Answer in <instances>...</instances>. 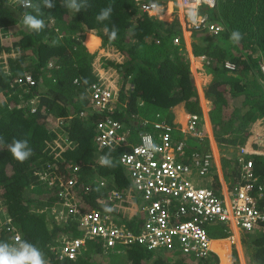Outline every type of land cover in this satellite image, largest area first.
I'll return each instance as SVG.
<instances>
[{
	"label": "trees",
	"instance_id": "16d2710c",
	"mask_svg": "<svg viewBox=\"0 0 264 264\" xmlns=\"http://www.w3.org/2000/svg\"><path fill=\"white\" fill-rule=\"evenodd\" d=\"M51 2L54 7L48 9L43 0H31L29 8L21 6L19 0H0V241L15 242L3 223L10 217L21 240L38 247L46 264H167L168 259L158 257V252L136 245L116 247L115 252H123L121 258L112 259L113 263L90 261L111 251L97 240L88 241L74 259L58 258L60 234L79 230L70 221H58L49 212H40V208L61 202L59 191L68 189L69 180H74L72 190L85 210H103L99 200L107 196V191L98 187L102 177L109 178L118 189H130L126 169L118 161L122 147L99 150L93 140L101 116L89 112L87 87L99 77L93 72L95 54L87 48L94 51L100 45L99 38L102 46L117 49H103L98 55L116 61L102 64L121 77L111 115L129 128L130 143L137 142L142 132L157 135V122L174 124L171 109L181 102L186 113L198 114L202 123L203 109L196 88L201 78L196 73L195 84L192 81L180 21L174 17L166 22L142 12L135 0H78L86 5L79 12L66 8L64 0ZM108 6L113 9L110 17L97 21L100 10ZM201 9L210 21L223 26L218 34L193 30L190 37L192 54L212 60L203 66L212 76L203 93L222 154L224 176L232 188L240 179L236 164L239 147L249 144L252 149L263 148L256 132L264 127V72L260 68L264 63V0H216L214 7ZM26 13L42 19L43 29L29 30L22 23ZM113 27L117 29L114 40L110 39ZM85 30H94L99 38L88 33L86 43ZM233 31L241 34L239 43L230 40ZM227 59L235 64L233 70L224 67ZM193 66L194 71L197 64ZM25 74L31 75L34 85L17 82ZM82 111L85 116L80 115ZM171 136L183 140L185 135L173 130ZM190 137L184 141L187 152L206 149L207 140L200 143L192 137L193 144H188ZM13 139L27 140L32 150L23 163L8 149ZM214 151L217 155V149ZM253 156L255 170L264 175V155ZM101 157H107L110 165H102ZM74 166L78 171H73ZM217 185L216 181L215 191ZM110 211L116 215V222L137 230L134 222L139 217L133 221L116 210ZM207 229L212 237L213 229L217 236H225L223 225H208ZM257 234L251 256L256 264H264V231Z\"/></svg>",
	"mask_w": 264,
	"mask_h": 264
},
{
	"label": "built area",
	"instance_id": "2783aa9c",
	"mask_svg": "<svg viewBox=\"0 0 264 264\" xmlns=\"http://www.w3.org/2000/svg\"><path fill=\"white\" fill-rule=\"evenodd\" d=\"M135 1L140 10L149 15L158 14L162 7L157 0ZM178 2L182 4V16H179V9L176 16L184 31L205 30L207 34L215 35L223 29L220 23L210 21L201 9L203 6L214 7L216 0ZM200 58L207 64L211 63L210 57ZM224 67L233 70L236 66L227 59ZM260 68L264 72V63ZM17 82L29 86L35 84L29 74L19 77ZM87 92L90 98L89 112L101 116L96 122L93 140L99 150L122 147L118 161L126 169L132 188L118 189L114 186L107 191L106 197L99 200L102 211L98 208L85 210L69 190L74 184V180H69L68 189L59 191L61 202L50 208V214L58 221H70L76 225L80 235L72 232L60 234L58 258L74 259L81 254L88 241L97 240L111 251L116 247L136 245L154 252L162 250L172 253L177 250L182 255L193 254L203 261L215 253L211 247L213 240L206 227L208 225H223V234L231 242L236 239L231 227L243 231H264V175L255 170L253 160V155H264V127L262 132H256L262 149H252L249 144L239 147L236 164L240 179L225 198L217 195L212 187L199 186L194 182V176L201 178L210 174L215 159L211 148L190 152L185 148L187 136L200 143L208 138L198 114H188L184 127L157 122L154 124L156 131H159L157 135L142 132L137 142L130 143L129 128L111 115L118 101V89L115 90L99 77L98 81L87 87ZM33 101H30L32 112L35 111ZM80 115L85 116L86 113L82 111ZM173 130L183 133V140L174 139L171 136ZM73 171H78V166H74ZM100 184L104 186L105 182L101 181ZM136 196L139 204L133 200ZM123 208L131 210L126 213L121 210ZM112 209L133 221L139 217V221L134 222L137 230L116 222V215L110 211ZM3 223L13 233L14 241L17 237L21 239L10 217H6ZM211 264L220 263L212 258ZM228 264L244 263L232 259Z\"/></svg>",
	"mask_w": 264,
	"mask_h": 264
},
{
	"label": "crops",
	"instance_id": "0c3cea01",
	"mask_svg": "<svg viewBox=\"0 0 264 264\" xmlns=\"http://www.w3.org/2000/svg\"><path fill=\"white\" fill-rule=\"evenodd\" d=\"M159 1H162V3H159L162 6L160 12L158 13L159 14V19H161L163 21H166V22H170L171 19H172V16L177 11L176 10L177 7L179 9V16L181 15V11H182L181 10V3L178 2V0H159ZM164 2H166L165 5H164ZM166 15H169V19H167V20L162 19V16H166ZM88 31L89 32H86V34H88V33L89 34H93L94 36L99 38L97 35H95L92 32V30H88ZM86 34H85V36H86ZM84 39H85V37H84ZM99 40H100L99 41V43H100L99 47H101V39L99 38ZM184 41H185V47L187 49V56H188V58L190 60V69L192 71L193 79L196 78V73H197L199 75V77L201 78V81H202V83H200L199 87H197L195 85L196 88H197V93H198V96H199V100L201 102L200 104L202 105V98L205 99L204 98V93H203V87H204V84H206L207 82L210 81V78H209L210 74H207L205 71H202V69H204L203 68V66H204L203 63L204 62L200 58V56L197 57V56H194L192 54L190 33L188 34L186 31L184 32ZM83 44H84V42H83ZM99 47H97L95 49V50L98 51V54H99L100 50L107 49V48H109L110 50H117L116 47H114V46H104L102 48H99ZM87 50L90 53H94L95 54V58L93 60V72H95L98 77H101V79H103L105 82H107L115 90H117L118 86H116V78H115V76L117 77V73L115 72V70L110 69V68H106L102 64V59L103 58H105L106 60H109V61H114V60H112L110 58H106V57L100 56V55H98V58H96L97 51H95V50L94 51H90L88 48H87ZM123 61H124V59H123ZM96 62H97V64H96ZM114 62H116V61H114ZM195 63L197 64V67L193 71L192 68H193V65ZM114 74H115V76H114ZM203 81H204V84H203ZM193 83H194V81H193ZM201 85H202V87H201ZM205 104L207 105V100L206 99H205ZM206 105H205V108H207ZM171 112L173 114V119L172 120H173V123L175 124V126L176 127H180V126L184 127L185 122H186L187 117H188L187 116L188 113H186V111L184 109L183 102L178 103L175 106H173L172 109H171ZM202 123H203V127H205V131H206V133L208 135V138L206 139L208 141V145H206L205 147L206 148H211L213 150L214 155H215L214 150L217 149V154H218V155H215V158L218 157V159H214V161H213L211 175L205 176L204 180H205V183L207 184L206 185L207 187H213L214 183L217 181L218 185H217L216 193L219 196H221V197L227 198L229 196L230 189H231V187H230L231 186L230 185L231 181L230 180L227 181L225 179V176H224L225 174H224L223 168L221 166V157H220V155H222V154L220 153L219 148L217 146V142L215 141V138L213 136L211 122L209 120L208 112H206V111H203ZM215 175L217 177V180L213 181V178H215ZM196 178H200V177L194 176V182H196L197 184L200 183L201 180L196 179ZM43 209H45V208L44 207L40 208V210H43ZM213 231L215 232V235L213 237L211 236V238L213 240L211 242V247L215 251V254H216V256L219 259V263L220 264H228V262H230L232 259H234V260H239L241 263L246 264V261H245V258H244V254H243V249H242V246H241V243H240V239H239V232L243 231V230H240L238 228H234L233 229L231 227V231L233 232V234H234V236L236 238L234 242H231V240H229L226 237H221L219 235L217 236L216 231L214 229H213ZM253 231H256V233L258 232V230H253ZM244 232H246V231H244ZM247 232H249V231H247ZM219 237H221V238H219ZM159 253H162V252H158V254H157L158 256H161ZM167 253L168 252H166L164 254H167ZM167 255H171V254H167ZM180 257H181V255H180ZM187 261H190V260H188V258H187Z\"/></svg>",
	"mask_w": 264,
	"mask_h": 264
},
{
	"label": "clouds",
	"instance_id": "9594fccd",
	"mask_svg": "<svg viewBox=\"0 0 264 264\" xmlns=\"http://www.w3.org/2000/svg\"><path fill=\"white\" fill-rule=\"evenodd\" d=\"M158 1L159 0H157V2ZM19 3H20V5H22L25 8L32 7L31 0H19ZM158 3H161V2H158ZM43 6L48 8V9H51L54 7L51 0H43ZM64 6L70 10H74L75 12H79L83 7H86V5H82L81 3H79L78 0H64ZM39 10H40V8H39V6H37L36 11L39 12ZM112 11H113V9L111 6H108L106 8L101 9L99 14L96 16L97 21L103 22V21L107 20L110 17ZM153 16H156L159 18V16H157V15H153ZM175 17H177V16H175ZM22 23L29 30H34L36 32H39L44 27V21L42 19H38L36 16H33L31 14H27V13L23 16ZM185 31H187V30H185ZM185 31L183 30V33ZM116 33H117V29L115 27H113L111 32H110V39L114 40L116 38ZM241 39H242V36L238 31H233L230 35V40L234 43H239V41ZM204 63H206V62H204ZM8 149L11 152L13 158L20 163H23L29 156L32 155V150L28 147L27 140L13 139V142L10 145H8ZM237 154H238V152H237ZM100 163L102 165H110V160L107 157H101ZM208 175H211V172ZM101 181L105 182L104 186H101V184H100ZM98 187L101 190L108 191L109 189H112L114 187V185L109 178L102 177L99 180V186ZM69 190H71L73 192L72 185L69 188ZM73 194H74V192H73ZM75 197L78 199V196L75 195ZM51 207L40 210V212H49L50 213ZM53 219H54V217H53ZM206 227H208V226H206ZM17 229H18V227H17ZM18 231H19V229H18ZM210 237H211V235H210ZM59 238H60V236H59ZM219 238H221V237H219ZM156 252H159V251H156ZM160 252H162V253H159V254L166 253L162 250ZM167 254H172V253L168 252ZM169 256H171V255H169ZM184 256H186V255L181 254V257H184ZM212 258L216 261H219L218 257L214 253L213 257H210L207 260H203V262L204 263L208 262V260L209 259L212 260ZM199 261H202V260H199ZM0 264H46V262L44 259V254L42 253V251L38 247H36L33 243L28 242L27 240H21L19 237H17L16 241L14 243H8L6 241H0Z\"/></svg>",
	"mask_w": 264,
	"mask_h": 264
},
{
	"label": "rangeland",
	"instance_id": "374dc122",
	"mask_svg": "<svg viewBox=\"0 0 264 264\" xmlns=\"http://www.w3.org/2000/svg\"><path fill=\"white\" fill-rule=\"evenodd\" d=\"M165 3L166 2H164V5H165ZM163 5V4H162ZM177 11L175 12V14L172 16V19L177 15V13H178V7H177V9H176ZM155 15H157V16H159L158 14H155ZM178 17V16H177ZM162 19H165V20H167V19H169V15H166V16H162ZM171 19V20H172ZM86 32H89V31H87V30H85V34H86ZM92 32L95 34V31L94 30H92ZM85 34H84V37H85ZM188 34H189V32H188ZM96 35V34H95ZM87 36H89V35H87ZM84 41V40H83ZM88 42L89 41V39L87 38V39H85V42ZM86 42V43H87ZM89 43V42H88ZM99 47V46H98ZM102 47H104V46H102L101 45V47H99V48H102ZM95 51H97V50H95ZM96 58H98V51H97V55H96ZM124 60H125V58H124ZM102 61H108V60H106L105 58H103L102 59ZM194 67V66H193ZM196 68V67H195ZM194 68V69H195ZM204 68V67H203ZM192 70H193V68H192ZM202 71H205V68L204 69H202ZM114 76H115V74H114ZM193 77V76H192ZM115 78H116V86H118L117 87V89H118V92H119V90H120V83H121V77H120V75L118 76L117 75V77L115 76ZM209 78H210V80L212 79V76L210 75L209 76ZM201 83H202V81H201ZM208 83V82H207ZM206 83V84H207ZM197 84V83H196ZM203 84H204V81H203ZM206 84H204V87H205V85ZM197 87H199V85L197 84ZM201 87H202V85H201ZM204 87H203V90H204ZM229 102H231V100L229 99ZM201 103V102H200ZM205 105L206 104H202L201 105V108H203V110L202 111H206V112H208V108H205ZM207 106V105H206ZM182 112V111H181ZM202 115H203V112H202ZM184 123V122H183ZM256 126V125H255ZM250 128H252V126H249V129ZM251 130V129H250ZM259 130V128H258V126H256V131H258ZM192 137H190V138H188V144L190 143V144H193L192 143V139H191ZM56 143L58 144V141H56ZM218 155V154H217ZM220 157H221V155H220ZM216 159H218V157L216 158ZM231 162H233V159H232V161ZM263 165H264V159H263V163H262ZM261 164V165H262ZM209 176V175H208ZM46 177V176H45ZM129 177V176H128ZM204 178L205 177H201V178H196V179H199V180H201L200 181V183H198V185L199 186H206L207 184L205 183V180H204ZM48 184V183H47ZM130 188H132V182L130 181ZM133 200L134 201H136V200H138V197L136 196V197H134L133 198ZM130 204H126V206H129ZM121 210H124L126 213L127 212H129L130 210H131V208L129 209V208H123V209H121ZM73 233V232H72ZM74 235H80V233H73ZM258 236V234L256 233V231H249V232H244V231H240L239 232V239H240V243H241V246H242V249H243V254H244V258H245V261H246V264H256L255 263V261L253 260V258H252V256H251V250H252V241H253V239H255L256 237ZM123 252V250L121 251V252H115V250H114V252H112V251H107L106 253H102V254H99V256L98 257H91V259H90V261H94V262H96V263H98V262H100V263H105V262H110V263H113L114 262V260H112V259H114V257H118V258H121L122 257V255H121V253ZM161 256H158V257H162V258H164L165 259V261H166V259H168L166 262H167V264H211V259H209L208 260V262H203V261H199V260H197V258L193 255V254H187L186 256H184V257H180V255H181V252H179V251H177V250H175V251H173L172 252V254H171V256H169V255H166V254H160ZM166 257H168V258H166ZM187 258H188V260H190V261H187ZM119 260V259H118ZM112 261V262H111ZM93 262V263H94Z\"/></svg>",
	"mask_w": 264,
	"mask_h": 264
},
{
	"label": "bare ground",
	"instance_id": "6f19581e",
	"mask_svg": "<svg viewBox=\"0 0 264 264\" xmlns=\"http://www.w3.org/2000/svg\"><path fill=\"white\" fill-rule=\"evenodd\" d=\"M181 10H182V4H181ZM180 16H182V11H181V15ZM185 124H186V122H185ZM215 152V151H214ZM216 159V158H215Z\"/></svg>",
	"mask_w": 264,
	"mask_h": 264
},
{
	"label": "water",
	"instance_id": "95a60500",
	"mask_svg": "<svg viewBox=\"0 0 264 264\" xmlns=\"http://www.w3.org/2000/svg\"><path fill=\"white\" fill-rule=\"evenodd\" d=\"M192 81H194V79L192 78Z\"/></svg>",
	"mask_w": 264,
	"mask_h": 264
}]
</instances>
